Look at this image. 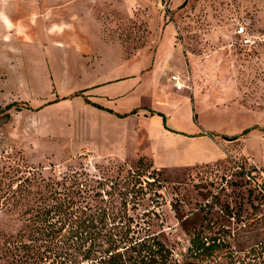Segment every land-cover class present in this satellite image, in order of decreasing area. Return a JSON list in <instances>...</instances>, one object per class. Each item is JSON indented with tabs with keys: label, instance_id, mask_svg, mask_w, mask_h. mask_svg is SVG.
<instances>
[{
	"label": "rangeland",
	"instance_id": "obj_1",
	"mask_svg": "<svg viewBox=\"0 0 264 264\" xmlns=\"http://www.w3.org/2000/svg\"><path fill=\"white\" fill-rule=\"evenodd\" d=\"M58 23L65 27L60 34ZM74 23L91 28L94 44L130 61H145V67L132 66L124 75L141 72L152 84L160 80L157 67L161 79L164 73L179 72L189 84L181 90L210 91L216 97L217 107L224 111L217 118L233 126L228 136L251 129L226 138L224 158L161 168L146 153L118 155L92 149L88 118L95 114L85 104H60L40 118V110L28 107L29 96L73 98L82 86V79L74 77L76 53L69 46ZM241 25L252 42L238 32ZM20 50L43 53L45 60L32 64L45 69L47 79L16 82L15 65L28 56L21 54L16 61ZM90 54L103 55L86 53ZM14 100L20 105L8 108ZM145 100L163 107L173 99L148 95ZM192 118L196 121L197 114ZM178 123L188 127L190 120L183 116ZM172 124L173 120L168 126ZM72 168L119 177V189H132L133 183L122 184L133 170L141 174L142 183L135 188L142 187L143 197L129 203L130 211L157 208L154 230L179 259L194 228L210 220L240 233L234 245L245 247L243 254L254 240H264V0H0V264H16L17 233L23 226L17 200L20 193L27 194L28 177L34 171L61 174ZM105 188L111 189L109 184ZM22 200L27 206V199ZM262 252L252 256L264 264Z\"/></svg>",
	"mask_w": 264,
	"mask_h": 264
},
{
	"label": "trees",
	"instance_id": "obj_2",
	"mask_svg": "<svg viewBox=\"0 0 264 264\" xmlns=\"http://www.w3.org/2000/svg\"><path fill=\"white\" fill-rule=\"evenodd\" d=\"M81 93L83 89L75 92ZM16 104L14 100L7 107ZM134 171L122 184L133 183L132 189H119V177H98L86 169L48 175L34 171L28 177L27 194L20 193L17 200L23 226L17 233L16 264H262L252 255L263 253V239L254 240L243 254L245 247L234 245L240 233L211 220L194 228L186 252L177 258L154 230L159 210L130 211L129 203L140 201L144 193L142 187L135 188L143 179ZM107 184L111 189L105 188ZM21 196L27 199L25 207Z\"/></svg>",
	"mask_w": 264,
	"mask_h": 264
},
{
	"label": "crops",
	"instance_id": "obj_3",
	"mask_svg": "<svg viewBox=\"0 0 264 264\" xmlns=\"http://www.w3.org/2000/svg\"><path fill=\"white\" fill-rule=\"evenodd\" d=\"M78 17H81L80 12ZM60 28L65 30L64 23H58V34ZM89 28L86 23H80L78 27L74 23L73 43L69 45L76 53V70L73 72L74 77L82 79L80 90L83 89V93H74L73 98L60 94L47 100H43L41 96H29L27 105L40 110V118L60 104H85L95 114L88 118L89 146L92 149L118 155L138 156L146 153L152 158L153 164L161 168L190 167L227 156V139L222 135H227V131H231L233 126L217 118L224 111L217 107L216 97L210 91L189 92L177 89L168 73H164L165 78L161 79L159 67L155 69L158 78L160 77L159 83L146 82V77L141 72L132 76L124 75L132 66L145 67V61H130L114 49L105 48L101 43L94 44L91 38L93 32ZM64 48L65 46L61 47L60 51L64 52ZM96 51L103 55L97 58L93 54L86 55ZM21 54L28 56H24V62L19 63L17 57ZM43 56L39 50L17 52L18 62L15 68L19 79L16 82L33 84L47 79L45 69V72L39 71L32 64L35 60L41 64L45 60ZM88 68L95 70L84 72ZM148 95L173 100L171 105L158 107L146 102L145 97ZM134 109L136 110L133 111ZM159 111H163L165 115ZM195 113L198 116L196 121L192 118ZM183 116L190 120L188 127L178 123ZM171 120L174 122L173 128L168 126ZM235 135L237 134L231 136Z\"/></svg>",
	"mask_w": 264,
	"mask_h": 264
},
{
	"label": "built area",
	"instance_id": "obj_4",
	"mask_svg": "<svg viewBox=\"0 0 264 264\" xmlns=\"http://www.w3.org/2000/svg\"><path fill=\"white\" fill-rule=\"evenodd\" d=\"M238 32L241 33V34H245L246 37H245V41L250 43L253 41V38L250 37V36H247V32H246V29H245V26L244 25H241L239 28H238ZM169 78L172 82V84L174 85V87H176L177 89H183L184 87H188L189 84H187V81L186 79L179 73V72H173L169 75Z\"/></svg>",
	"mask_w": 264,
	"mask_h": 264
},
{
	"label": "water",
	"instance_id": "obj_5",
	"mask_svg": "<svg viewBox=\"0 0 264 264\" xmlns=\"http://www.w3.org/2000/svg\"><path fill=\"white\" fill-rule=\"evenodd\" d=\"M239 135V134H238ZM225 138H228V139H230V138H234L235 136H228V135H223Z\"/></svg>",
	"mask_w": 264,
	"mask_h": 264
}]
</instances>
